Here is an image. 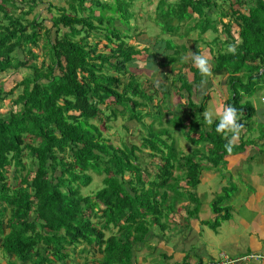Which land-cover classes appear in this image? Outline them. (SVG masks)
<instances>
[{"label":"trees","instance_id":"16d2710c","mask_svg":"<svg viewBox=\"0 0 264 264\" xmlns=\"http://www.w3.org/2000/svg\"><path fill=\"white\" fill-rule=\"evenodd\" d=\"M135 1L70 0L63 8L0 0V76L29 70L17 83L19 96L0 113V253L7 264H135L142 249L153 256V231L167 228L177 205L188 217L206 206L194 192L196 159L210 148L226 152L218 121L205 133L199 126L217 92L212 78L240 122L252 118L250 99H242L264 88V0H158L144 16ZM38 43L41 61L33 50ZM161 43L172 52L158 63L170 70L166 85L154 83L157 71H135ZM186 50L208 56L206 83ZM12 94L0 81V104ZM119 116L139 124V140L115 146L104 135ZM176 129L186 130L189 151L168 143ZM241 148L240 142L231 154ZM146 149L157 158L152 179L140 155ZM95 177L101 186L83 195ZM219 204L207 206L216 214Z\"/></svg>","mask_w":264,"mask_h":264},{"label":"crops","instance_id":"0c3cea01","mask_svg":"<svg viewBox=\"0 0 264 264\" xmlns=\"http://www.w3.org/2000/svg\"><path fill=\"white\" fill-rule=\"evenodd\" d=\"M161 45L164 55L172 54V52H164L163 43ZM153 48L149 54H144L141 56V60L145 64L149 63L152 57ZM160 62V61H159ZM158 62V63H159ZM187 62V61H186ZM156 63V67L153 66L149 68L150 71H157L156 76L153 78L154 83L157 85H166L167 81L165 79L166 73H170V70L165 68L162 70L160 66ZM176 78L179 76L178 70H172ZM186 71L183 73L186 78H190L191 74ZM151 77V76H150ZM218 78H215V82H218ZM165 83V84H164ZM264 91V90H260ZM176 94H172V98ZM224 93L222 90H218L216 93H211V98H216L217 100L222 99L224 101ZM254 96V95H253ZM244 97L242 102L247 101L249 98L253 107V115L250 121L240 123L244 125L241 131L239 139L235 144L244 143L246 147L242 153L239 154L240 167L234 170L233 176L235 178V187H233L232 195L228 196L225 200L227 204L224 207L226 210L231 209L232 215L228 217L224 222H222L221 227L212 234L210 239L216 240L225 236L227 239L232 240L230 248H217L212 245H202L204 239L196 232V228L190 231L189 236L187 233L184 237L175 238L171 240H162L158 243H153V245H158L159 250L152 252L153 256H145L148 251L146 249L139 250L140 259L135 264H201L208 262L215 255L225 253L229 251L232 255L230 257L237 258L239 256L251 254V255H263L264 256V104L262 99L264 95H260L259 98ZM185 98L187 96L185 94ZM178 98L176 103L178 102ZM252 111V110H251ZM247 165L250 166L248 169ZM230 177L229 175L226 176ZM225 179L217 176V173L210 171H203L200 175V184L196 191L197 202L200 204L203 202L206 206H203V210L198 213V218L194 221V226L201 224L208 217L207 209L210 210L211 203L213 202L212 195L216 192L215 184L219 180L220 188L225 183ZM233 177H230L231 179ZM228 179V180H229ZM200 187H205L208 189L212 188L214 191H199ZM201 192V194H199ZM209 195V196H208ZM209 205V207L207 206ZM222 208V207H221ZM239 214L236 216L235 213ZM245 212V214H244ZM234 214V217H233ZM191 233L193 237H191ZM187 237V238H186ZM189 238V239H188ZM101 256L98 255L95 259H100ZM93 258V256H91ZM90 260V259H89ZM79 261V260H78ZM96 261V260H95ZM100 261V260H98ZM80 263V261L78 262ZM83 263V262H82ZM95 262H93L94 264ZM99 264V262H97ZM235 264H264V257L262 259H251L245 262H237Z\"/></svg>","mask_w":264,"mask_h":264},{"label":"clouds","instance_id":"9594fccd","mask_svg":"<svg viewBox=\"0 0 264 264\" xmlns=\"http://www.w3.org/2000/svg\"><path fill=\"white\" fill-rule=\"evenodd\" d=\"M227 51L234 54L235 46L229 45ZM186 52L190 53L187 50L185 51V53ZM153 59L154 58H151L150 60H153ZM150 60H149V63H151ZM190 60H191L192 65L197 69V71L201 75L202 83H206V79L212 75V64L208 56L204 52L198 50V52L196 53L191 52ZM256 92L257 91H255L254 94ZM224 101L222 105L216 108H209L208 110L204 111L202 114L204 118V122L208 124V126L205 125L204 123L202 126L203 129H200L201 133L207 132L209 125L213 124L215 121H218L216 123L215 131L217 134L224 136L227 139V143H225L224 145V148L226 150L224 155L220 156L216 152V150L210 148L209 150L207 149L202 155H199V157L196 159L195 163L199 166V184H200V175L203 171H210L213 173H217L218 177H221V179H225L227 175H229L230 177H234L233 176L234 170L240 167L239 154L244 151L246 144L242 143V148L239 152L234 153V154H231V152L233 151L234 146H237L235 142L239 139L241 131L244 128V125L240 123V117L238 115L237 108L233 105H224ZM262 103L264 104V98L262 99ZM163 124H166V123L163 122ZM157 125L158 124H156V126ZM183 131H186V130L185 129L184 130H178V129L174 130L173 132L174 140H171L168 143L169 144L173 143L175 147L178 146L184 152H187L190 150L191 145L188 141L185 140L184 136L181 134ZM190 135H191V138H195V139L199 137V133L197 134L192 133ZM180 139H183L185 143H182L179 145ZM149 154H150V151L146 149V150H143V154H140V155L142 158H145L147 156L148 158L153 159L154 160L153 166L155 167V165L157 164V158L149 157ZM142 163L145 166L147 172L150 173L151 175L150 179L154 178L156 169L153 172H150L147 169L146 162L144 159L142 160ZM199 184L197 185L196 190H194L195 194H196ZM235 186L236 185L233 183V185H228L227 187H225V183H223V186L220 189L226 191V197L222 199H218L220 204L225 203V200L228 199V196L232 195L231 192H234L233 187ZM185 204L188 206L191 204V202L186 201ZM178 206H179L178 208H180L181 210L185 212V216L181 215L179 220L175 221L172 215L176 214L180 210L175 211L174 213L170 214L171 216H170V219L168 220L169 225L167 226L166 229L162 230L161 233H158V235H156L155 233L156 237L154 238V240H152L153 241L152 244L155 243L154 241L159 242L162 240H171L175 238H181V237H184L186 233L188 237L190 231H192L193 228H196V232L199 235H201V239H210L212 234H215V232L221 227L222 222H224L228 217L232 215L231 209L226 210L224 208L226 206L220 205L223 211H221L220 213L218 212L216 214H213L211 212V208L210 210L207 209V214H208L207 219L205 221H202L201 224L194 226V221L197 220L198 213L195 217H188L185 209L183 208L184 205L182 204V206L180 205ZM193 207H194L193 204H191L190 208H193ZM182 219H184L183 222H182ZM172 221L178 222V224L173 226ZM212 224H213V228L210 227V225ZM138 254L139 252H135L134 257H132L134 262H136V259L137 261H139L141 256L138 257L139 256ZM263 257H264L263 255L247 254V255L239 256L237 258H233V257H228L225 253L222 252L221 254H218L212 257V259L208 260V262L201 263V264H235L240 261L245 262L251 259H255V260L262 259Z\"/></svg>","mask_w":264,"mask_h":264},{"label":"rangeland","instance_id":"374dc122","mask_svg":"<svg viewBox=\"0 0 264 264\" xmlns=\"http://www.w3.org/2000/svg\"><path fill=\"white\" fill-rule=\"evenodd\" d=\"M48 1L51 2L53 4V6H55V7L67 8V2H69L70 0H48ZM168 1L173 2L174 0H168ZM157 2H158V0H151V1H148V0L147 1H145V0H136L135 1V3H136L135 6L143 9L140 12L143 15L145 12L153 13L155 8H156ZM55 11L56 10L53 9L52 13H51V15L54 16V17L57 16ZM136 11H137V9H136ZM47 23H49V22H46V24ZM140 39L147 40L149 38L144 37V38H140ZM175 41L180 42L178 39L175 40ZM102 44H103V42H102ZM151 45H153V44H151ZM37 47L38 48L33 49V50L37 53V55L39 57V61H41V58H44L42 50H41V47H43V46L41 45V43H38ZM43 52L46 54L45 57H47V54H48L47 52L48 51L43 49ZM152 52L155 54V58L153 60H150L151 63H148V64H145L143 61L141 63H139V64H136V66H137L136 69H135L136 72H137L138 69H140L143 73L147 72L148 69L151 66H155L156 63L161 61V57L164 55L161 45L157 44V45L153 46ZM190 54L191 53H188V52L184 53V56L186 57V60L189 59ZM27 73H29V70L22 68V69H20L18 72L14 73V74H13V72H8L7 74H3V75L0 76V81H2L4 83L5 91H9L10 89H13L12 96L8 97V99L4 101V105L0 104V113H3V114L6 113L8 111V108L11 107V99H15V98H17L19 96V94L21 93V88L17 87V83H19L21 81V79L27 75ZM212 81H213L215 87L217 89H219V86H218L217 82H215V77L212 78ZM260 90H264V88H260L259 90H257V92L254 94V96L251 99L259 98L260 95H264V91H260ZM174 102L176 103V98H174ZM220 105H222V99L217 100L216 98H211V100L209 102V105H208V109L209 108H216V107H218ZM125 117L119 116L116 120H114V121H112V122H110L108 124L110 126L109 129L104 130V135L106 137H108L110 139L111 143L113 145H115V146H120L121 142L124 139H130V140H134V141L139 140V137H140V134H141V129L139 127V124H137V122H135L134 120L128 121L127 119H125ZM144 121H145V123H150L151 120L149 118H144ZM95 123H97V122H95ZM124 124H127L130 127L129 131H125L123 129V125ZM205 125H207V124L205 123ZM199 126H203V123L201 122L199 124ZM182 143H185V141L183 139H180L179 140V145L182 144ZM143 159L146 162L147 169L150 172H153L155 170V167L153 166L154 160L151 159V158H148L147 156L145 158H143ZM249 167L250 166L247 165L246 169H248ZM181 168L183 169V167H181ZM229 178L230 177H227L226 180H225V187H227L228 185H233V183H235L236 176L231 178V179H229ZM101 179H102L101 177H95L93 179V182H92L91 185H89L87 188H82L81 189V193L83 195H88L91 192H94L95 190H97L96 188H98L102 184L101 183ZM202 188L205 191H207V190L210 191V192L214 191L210 187L208 189H206L205 187H200L199 191H202ZM215 188H216V192L212 195L213 204L218 199H222V198L226 197V191L220 189L219 180L216 182ZM199 194H201V192H199ZM188 201H191V200L188 199ZM190 205H189V207H190ZM219 205L226 206L227 204L223 203V204H219ZM178 207L179 206L177 205L175 211H178V210H180V211H178L176 214L172 215L173 219L175 221H178L181 215L185 216V212L183 210H181L180 208H178ZM233 213H235V212H233ZM244 214H245V212H244ZM235 215L239 216V214H237V213H235ZM169 216H171V215H169ZM233 217H234V214H233ZM183 221H184V219H182V222ZM177 224H178V222H173L172 221V225L173 226L177 225ZM153 232H155L156 235H158V233H159L158 231H153ZM193 234L194 233H191V237H193ZM105 237H107V234H106ZM231 242H232L231 238L227 239L225 236H223V238H220V239L216 238V240H214V239H204V241L202 242L201 246L202 245H208V246L212 245V246L217 247V248L223 247V248H227L228 249V246H230V248L233 247L231 245ZM78 251H79V249H78ZM91 254L92 253H88V254H85V256H87L88 259H91ZM225 254L228 257L232 256L229 253V251H226ZM97 257L98 256H95L94 258H97ZM138 257H140V256H138ZM6 262H7V260L4 259L2 257V255H1V253H0V264H6ZM82 262H83V260H80V263H82Z\"/></svg>","mask_w":264,"mask_h":264}]
</instances>
